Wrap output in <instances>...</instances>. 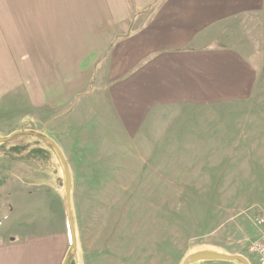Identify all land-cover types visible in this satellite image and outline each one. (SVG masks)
<instances>
[{"label": "rangeland", "instance_id": "1", "mask_svg": "<svg viewBox=\"0 0 264 264\" xmlns=\"http://www.w3.org/2000/svg\"><path fill=\"white\" fill-rule=\"evenodd\" d=\"M249 22V28L244 20L234 28H248L245 44L255 49L260 22ZM243 36L235 35L233 44L241 45ZM9 60L0 57V145L24 141H1L16 132H36L59 151L34 167L37 185L24 180L22 189L19 181L13 196L40 194L34 218L69 227V170L77 264H184L203 252L260 264L250 248L264 234L258 225L264 218V67L248 100L167 108L144 125L141 136H130L114 118L105 90L94 85L56 110L45 69H11ZM1 162L10 167L15 161L5 155ZM24 172L32 174V168Z\"/></svg>", "mask_w": 264, "mask_h": 264}, {"label": "crops", "instance_id": "2", "mask_svg": "<svg viewBox=\"0 0 264 264\" xmlns=\"http://www.w3.org/2000/svg\"><path fill=\"white\" fill-rule=\"evenodd\" d=\"M254 17L263 43L255 49L245 44ZM243 20L248 28L236 30ZM0 57L11 69H45L56 110L98 86L116 121L141 136L167 108L249 99L264 67V0H0ZM11 164L0 163V264H64L71 226L34 218L40 194L13 196L19 181L39 183L42 165Z\"/></svg>", "mask_w": 264, "mask_h": 264}, {"label": "trees", "instance_id": "3", "mask_svg": "<svg viewBox=\"0 0 264 264\" xmlns=\"http://www.w3.org/2000/svg\"><path fill=\"white\" fill-rule=\"evenodd\" d=\"M15 139H21L24 141H20L19 143H16V145L10 146L9 148H5V145L3 144L1 145L3 146L2 150L4 151V154L13 161L25 159L28 161L35 162H40L41 160L49 163L51 162L52 156L57 155L59 153L53 142H51L42 134L36 132H23L9 140L10 143ZM26 139L35 140V144L32 145V143L26 141ZM74 258L75 253L73 250H71L67 264H73Z\"/></svg>", "mask_w": 264, "mask_h": 264}, {"label": "water", "instance_id": "4", "mask_svg": "<svg viewBox=\"0 0 264 264\" xmlns=\"http://www.w3.org/2000/svg\"><path fill=\"white\" fill-rule=\"evenodd\" d=\"M21 134V132H16L15 134L11 135L7 139L1 140L2 142L9 141L12 139L14 136ZM57 149V147H56ZM58 151V149H57ZM59 152V151H58ZM60 159L63 161L62 156L60 155ZM71 187H72V180H71V175L68 169H66V199H67V208L70 213V224H71V239H72V245L71 249L76 252L77 250V239H76V233L74 231V220L72 218V212H71ZM68 261V258L65 260L64 264H66ZM201 261H239L242 264H248V262L240 257H230L224 254L220 253H214V252H203V253H198L194 256H192L190 259H188L184 264H190L192 262H201Z\"/></svg>", "mask_w": 264, "mask_h": 264}, {"label": "built area", "instance_id": "5", "mask_svg": "<svg viewBox=\"0 0 264 264\" xmlns=\"http://www.w3.org/2000/svg\"><path fill=\"white\" fill-rule=\"evenodd\" d=\"M259 226H264V218L258 221ZM261 239L251 244L252 253L257 255L260 259V264H264V234L261 235Z\"/></svg>", "mask_w": 264, "mask_h": 264}]
</instances>
